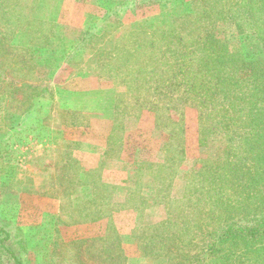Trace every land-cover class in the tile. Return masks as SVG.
Listing matches in <instances>:
<instances>
[{"label": "rangeland", "instance_id": "374dc122", "mask_svg": "<svg viewBox=\"0 0 264 264\" xmlns=\"http://www.w3.org/2000/svg\"><path fill=\"white\" fill-rule=\"evenodd\" d=\"M241 1L0 0V264H264Z\"/></svg>", "mask_w": 264, "mask_h": 264}, {"label": "trees", "instance_id": "16d2710c", "mask_svg": "<svg viewBox=\"0 0 264 264\" xmlns=\"http://www.w3.org/2000/svg\"><path fill=\"white\" fill-rule=\"evenodd\" d=\"M241 2L242 3L244 2L246 4L245 10L247 11V14H249L250 16H254L255 14L256 15L264 14V0H242ZM259 3H261V6H258ZM213 103L215 104L216 101L213 100ZM213 103H212V106H213ZM236 103H238V101ZM223 110H226V109H223ZM215 111L217 112V107L212 109V113H214ZM221 113H223V112L221 111ZM223 114H227V113H223ZM227 120H228V118H227ZM253 120L255 121V119H253ZM261 138H264V135ZM259 161H260L259 164H257L255 161H254V164L258 165V167H264V160L262 158H259ZM258 182H260V183L264 182V176L258 177V179H256V184H258ZM237 230H235L234 228L228 229L227 233L225 234V237L226 238L232 237L236 233H240V234L246 233V234L251 235L253 237L252 239L263 238V240H264L263 222L258 224V226H256V228L254 227L251 229H246L245 231H241L240 228H238ZM0 232H2V230ZM6 237L9 238L10 234L6 233ZM254 241H257V240H254ZM11 255L14 256V258H16V256L14 254H11ZM15 261H16V264H20V262L18 261L17 258L15 259Z\"/></svg>", "mask_w": 264, "mask_h": 264}]
</instances>
